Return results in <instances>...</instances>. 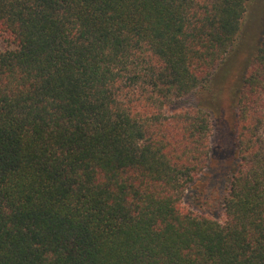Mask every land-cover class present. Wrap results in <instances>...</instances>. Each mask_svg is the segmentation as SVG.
<instances>
[{
  "label": "trees",
  "instance_id": "16d2710c",
  "mask_svg": "<svg viewBox=\"0 0 264 264\" xmlns=\"http://www.w3.org/2000/svg\"><path fill=\"white\" fill-rule=\"evenodd\" d=\"M252 1L0 0V264H264ZM234 58L223 160L213 86Z\"/></svg>",
  "mask_w": 264,
  "mask_h": 264
},
{
  "label": "rangeland",
  "instance_id": "374dc122",
  "mask_svg": "<svg viewBox=\"0 0 264 264\" xmlns=\"http://www.w3.org/2000/svg\"><path fill=\"white\" fill-rule=\"evenodd\" d=\"M251 7L249 8L248 13L243 21L240 36H239V44L241 46V50L243 53L246 54L249 51H252L261 29V15L260 12V2L255 4L256 2L253 0ZM261 13V15H260ZM5 46V42L3 41L2 37L0 36V48ZM243 47V48H242ZM240 48V47H239ZM251 53V52H249ZM236 59L234 58V61ZM240 58L237 59L235 62H232V65L227 69L225 76L221 79H217V87L213 86V93L215 94V108L213 114L215 118L217 115L220 116L219 123L217 126L216 137L218 138L219 143L222 145L221 159L226 160L231 157L232 153V139H233V132H232V122H233V101H232V93H233V84L235 79L239 76V71L237 67L240 64ZM230 70V71H229ZM217 78V77H216ZM217 95V97H216ZM226 167L222 168V171H226ZM211 172V171H210ZM221 172L220 174L217 173V177L223 178ZM214 173V172H213ZM216 175V174H215ZM221 175V176H220ZM214 176V175H213ZM219 180H216L214 176L212 181L209 183V191L212 195L216 193L217 185L215 183H220ZM213 188V191H212ZM200 189V188H199Z\"/></svg>",
  "mask_w": 264,
  "mask_h": 264
}]
</instances>
